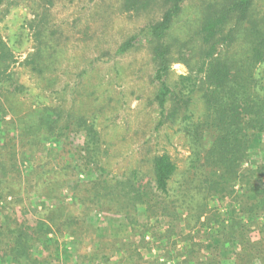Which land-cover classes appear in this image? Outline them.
I'll return each instance as SVG.
<instances>
[{
  "label": "trees",
  "instance_id": "16d2710c",
  "mask_svg": "<svg viewBox=\"0 0 264 264\" xmlns=\"http://www.w3.org/2000/svg\"><path fill=\"white\" fill-rule=\"evenodd\" d=\"M162 1L165 10L161 19L150 22L143 32L151 44L156 68L153 79L157 85L155 101L160 115L157 126L176 127L185 137L190 149L186 167L180 170L165 153L150 161L148 181L136 170L124 181L115 180L100 162L101 138L96 120L70 115V122L65 125L61 110L44 108L39 114H31L23 129L21 124L7 123L0 136L1 197L12 195L13 209L19 207L23 216L31 206L32 193L58 199L63 190L69 189L82 210L58 206L55 212L59 218L53 227L41 218H36L34 223L24 216L19 218L18 210H13V216L0 225L2 264H82L89 255L94 263L100 260L105 264L109 255L114 257L121 253L129 264H144L147 257L142 251L147 245L146 235L155 240L156 247L185 264L230 261L232 264H264V165L247 172L242 170L251 151L264 147V31L250 22L255 0H217L204 5L201 12L198 11L197 22L201 25L197 42L173 39L172 43L168 38L187 0ZM125 2L127 7L131 5L137 11L143 4L141 8H146L150 0ZM44 17L33 22L38 29L39 45L26 61L34 64L40 74L46 71L48 60L54 56L46 55L47 50L54 47L45 39ZM246 31L254 37L250 50L248 47L245 52L238 50L233 54L219 50L225 42L231 46ZM137 39L132 37L126 41L120 53L132 49ZM173 45H178L183 54L182 62L188 64L191 58L196 59V76L181 75L170 82ZM0 49V59H3L2 42ZM196 49L200 51L199 57H191ZM13 79L14 74L7 68L0 70V94L3 91L17 96L24 92V86ZM197 94L205 106L199 116L191 109ZM81 131H85L86 137L84 144L76 148V155L83 160L85 170L90 165L95 168L94 177L81 183L69 182L64 167H54L50 159L45 162L41 151L54 136L68 139L71 132ZM67 149L68 146L57 152L58 156ZM26 160H35V164L28 167ZM236 182L241 188L248 187L252 196L246 198L232 191ZM228 196L233 202L227 216L218 210L208 211L211 198L221 202ZM103 208L125 217L134 234H137L136 228L141 227L144 231L139 234V240L134 236L130 240H109L107 233L105 238L96 237L95 228L87 224L86 214ZM139 215L145 218L142 224ZM162 217L166 222L159 232ZM182 223L190 229L186 236ZM210 229L215 233L209 234ZM257 231L259 237L255 239L252 234ZM50 233L58 237L73 236L82 242L81 248L85 245L88 248L69 250L57 240L49 239ZM178 239L189 243L187 251L178 247ZM104 254L107 257L103 258ZM65 255L68 260L64 259Z\"/></svg>",
  "mask_w": 264,
  "mask_h": 264
},
{
  "label": "rangeland",
  "instance_id": "374dc122",
  "mask_svg": "<svg viewBox=\"0 0 264 264\" xmlns=\"http://www.w3.org/2000/svg\"><path fill=\"white\" fill-rule=\"evenodd\" d=\"M125 1L0 2V42L5 52L4 58L0 59V70L7 68L8 72L14 74L13 80L24 86V92L17 96L7 95L3 91L0 94V136L3 135L2 130L7 123L13 126L21 124L20 128L23 129L31 114H39L44 108H56L63 112L62 123L65 125L70 122V115L84 117L89 121L96 120L101 138L100 162L115 180L124 181L131 171L136 170L145 182L148 181L151 176L150 161L154 156L165 153L180 170L186 167L190 149L185 137L178 133L176 127L157 126L160 115L155 101L157 85L153 79L156 68L152 61L151 44L143 32L150 22L161 19L165 10L164 2L150 0L146 8H141L143 4L136 11L131 5L127 7ZM214 1L217 0H187L184 12L175 24L168 42L172 43L173 39L197 42V31L201 25L197 22L198 11L201 12L204 5ZM43 16L45 39L54 47V50L48 49L46 55L54 56L48 60L46 71L40 74L34 64H27L26 61L36 52L39 45L36 37L38 29L33 22L41 21ZM250 22L258 30L264 31V0H255L254 16ZM132 37H138L135 46L126 53H120L121 46ZM253 38L246 31L231 46L229 42H225L223 47L219 46V50L231 54L238 50L245 52ZM177 46L173 45L171 83L181 75L196 76V59L191 58L188 64L182 62L183 54ZM199 54V49H196L190 56L198 58ZM191 109L198 116L204 112L205 106L200 94L195 96ZM85 137V131L71 132L68 139L54 136L45 143L41 151V155L46 158L45 162L50 159L54 167H64L65 177L69 182L81 183L94 177L95 168L90 165L85 170L82 166L83 160L76 155V148L84 144ZM66 146L69 149L58 156L57 152ZM34 161L25 162L30 167L35 164ZM262 165L264 147L251 151L242 170L247 172ZM232 191L246 198L252 196L250 189L241 188L238 182L233 184ZM1 196L0 193V225L13 216V210H18L19 218L23 219L24 216L31 223H34L36 218H41L52 227L59 218L55 212L58 206L67 205L82 210L77 197L71 195L69 189L63 190L58 199H47L32 193L29 198L31 206L23 216L19 207L13 209L15 199L12 195L4 194L3 198ZM22 197L25 201L24 195ZM248 201L249 199L246 200ZM232 202L229 196L221 202L211 198L208 211L218 210L220 214L227 216ZM139 220L141 224L145 222L144 216L139 215ZM86 221L95 228L96 237L101 239L105 238L107 233L109 240H130L133 236L139 240V234L144 231L138 227L137 234H134L125 217L116 216L107 208L88 212ZM159 221V232H162L166 220L162 217ZM181 226L183 234L188 235L189 227L184 223ZM209 231V234L215 233V230ZM252 237L257 239L258 231L253 233ZM48 238L57 240L61 246L72 251L77 248L78 251H85L88 248L86 245L81 248L82 242L67 234L58 237L50 233ZM145 240L147 245L142 254L147 260L144 264H185L175 260L170 254L167 255L164 249L156 247L157 244L151 236L146 235ZM177 241L178 247L187 251L189 243L180 239ZM236 247H239L238 244ZM107 254L109 255V252ZM109 256H102L107 257L105 264H129L124 253ZM64 259L68 260L67 255ZM82 264L103 263L100 260L94 263L89 255Z\"/></svg>",
  "mask_w": 264,
  "mask_h": 264
}]
</instances>
